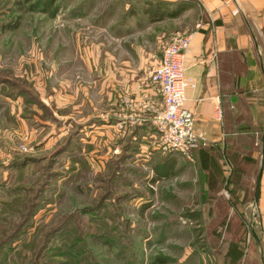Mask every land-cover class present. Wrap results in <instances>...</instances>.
Returning a JSON list of instances; mask_svg holds the SVG:
<instances>
[{
  "label": "rangeland",
  "instance_id": "obj_1",
  "mask_svg": "<svg viewBox=\"0 0 264 264\" xmlns=\"http://www.w3.org/2000/svg\"><path fill=\"white\" fill-rule=\"evenodd\" d=\"M45 2L0 0V264H229L231 242L248 250L264 125L248 118L239 149L162 150L153 71L185 34L156 45L138 0Z\"/></svg>",
  "mask_w": 264,
  "mask_h": 264
},
{
  "label": "crops",
  "instance_id": "obj_2",
  "mask_svg": "<svg viewBox=\"0 0 264 264\" xmlns=\"http://www.w3.org/2000/svg\"><path fill=\"white\" fill-rule=\"evenodd\" d=\"M138 4L145 7L142 11L150 20L146 29L154 32L156 45L178 32L191 39L185 75L196 82V87L188 91L185 107L193 113L199 146L212 150L242 148L236 138L245 132L247 119L264 125V0H138ZM183 16L190 24L171 25ZM233 158L237 165L235 160L242 157L234 154ZM263 172L257 234L264 256ZM248 209L251 214V207ZM247 252L248 264H263L256 243L249 241L244 257Z\"/></svg>",
  "mask_w": 264,
  "mask_h": 264
},
{
  "label": "built area",
  "instance_id": "obj_3",
  "mask_svg": "<svg viewBox=\"0 0 264 264\" xmlns=\"http://www.w3.org/2000/svg\"><path fill=\"white\" fill-rule=\"evenodd\" d=\"M190 45L189 36L175 35L163 47L160 62L153 71L161 97L160 106L153 111L160 147L182 154L200 145L193 113L185 107L188 91L196 87V82L185 75V56Z\"/></svg>",
  "mask_w": 264,
  "mask_h": 264
},
{
  "label": "water",
  "instance_id": "obj_4",
  "mask_svg": "<svg viewBox=\"0 0 264 264\" xmlns=\"http://www.w3.org/2000/svg\"><path fill=\"white\" fill-rule=\"evenodd\" d=\"M264 168V136H263V150H262V159L261 164L257 173V181L255 184L254 193L252 196V201L250 204L251 207V214H250V233L252 240L251 243L254 242L257 244V248L259 250V254L264 264V256L261 251V248L258 246V234H257V227H258V205H259V198H260V184H261V177Z\"/></svg>",
  "mask_w": 264,
  "mask_h": 264
},
{
  "label": "trees",
  "instance_id": "obj_5",
  "mask_svg": "<svg viewBox=\"0 0 264 264\" xmlns=\"http://www.w3.org/2000/svg\"><path fill=\"white\" fill-rule=\"evenodd\" d=\"M54 0H49L48 3L45 2L44 4V10L47 12L49 8L53 7ZM36 8V7H35ZM34 10V8L32 7ZM245 254V242L240 241H233L229 244L227 251H226V257L229 260V264H240L241 260L243 259Z\"/></svg>",
  "mask_w": 264,
  "mask_h": 264
}]
</instances>
